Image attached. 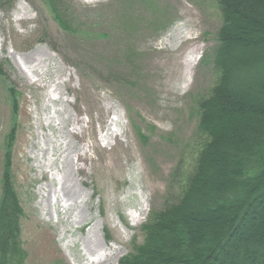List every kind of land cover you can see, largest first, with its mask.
Segmentation results:
<instances>
[{"label": "rangeland", "instance_id": "374dc122", "mask_svg": "<svg viewBox=\"0 0 264 264\" xmlns=\"http://www.w3.org/2000/svg\"><path fill=\"white\" fill-rule=\"evenodd\" d=\"M65 7L71 32L42 0L0 7V197L9 156L23 214L19 264H102L108 255L104 264H119L179 194L182 176L172 174L192 161L194 101L215 80L221 13L215 0Z\"/></svg>", "mask_w": 264, "mask_h": 264}, {"label": "trees", "instance_id": "16d2710c", "mask_svg": "<svg viewBox=\"0 0 264 264\" xmlns=\"http://www.w3.org/2000/svg\"><path fill=\"white\" fill-rule=\"evenodd\" d=\"M42 1L70 30L68 0ZM215 1V80L194 101L191 164L173 170L172 178L182 176L178 196L153 212L142 243L119 264H264V0ZM5 160L0 264H19L23 214Z\"/></svg>", "mask_w": 264, "mask_h": 264}, {"label": "bare ground", "instance_id": "6f19581e", "mask_svg": "<svg viewBox=\"0 0 264 264\" xmlns=\"http://www.w3.org/2000/svg\"><path fill=\"white\" fill-rule=\"evenodd\" d=\"M197 50H198V49H193L192 52L190 53L189 59L185 61V57H184L183 60H182V62H181V65L184 66V68L186 69V72H185V75H184L185 78H186V77L188 76V74H189L188 72H189L190 68L192 67V62H194V60H193V54H195V53L197 52ZM185 63H187V64H185ZM173 65L176 66V63H174ZM18 66H19V65H18ZM19 67H20V66H19ZM19 67H18V68H19ZM20 70H21V67H20ZM21 71H22V70H21ZM22 74H23V73H22ZM35 75H36V77H38V78L41 80L42 77H43V75H45V74H44V73H41V74H37V73H36ZM182 77H183V76H182ZM177 78H179V75H177ZM184 81H185V79H184ZM60 85H62L60 82H56V83L54 84L53 91H54V92H58V88L60 87ZM48 99H49L51 102H56V101H58V99H50V98H48ZM112 122H113V120H112ZM74 123L79 124L80 121H79V120H76ZM110 125H111V124H110ZM110 125H109V126H110ZM109 126H107L108 131L110 130V129H109ZM73 135H75V134H73ZM111 138H112V137H111ZM101 153H105V152H101ZM87 158H88V156H87L86 153L83 154V155H78V156H77V161H78V162L80 161V162L84 163V162H86ZM64 170H65V171H68V172H72V171H74V168L72 167L71 163H68V164L65 165ZM75 172L81 174V173H84V169L78 167V168L75 169ZM74 196H75V194H74ZM46 204H47V203H46ZM141 212H142V214H145L146 210H145V209H142ZM83 220H84V219H82V221H80V222H83ZM88 252H89V254H93V253H94L92 250H88ZM108 257H109V255L104 257V260H105V261L102 262V264L106 263V259H107ZM92 264H94V263H92Z\"/></svg>", "mask_w": 264, "mask_h": 264}]
</instances>
